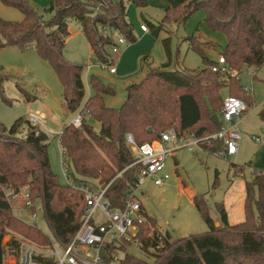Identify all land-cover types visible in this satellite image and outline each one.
Instances as JSON below:
<instances>
[{"label": "trees", "instance_id": "16d2710c", "mask_svg": "<svg viewBox=\"0 0 264 264\" xmlns=\"http://www.w3.org/2000/svg\"><path fill=\"white\" fill-rule=\"evenodd\" d=\"M165 1L168 6L162 24L178 20L184 24L196 12L205 10L208 27L227 37L220 55L230 69L241 74L248 68L260 69L264 65V0ZM0 2L24 16L22 21L0 18V50L7 46L22 51L34 49L57 74L63 86L65 108L71 114L81 112L84 116L81 128L66 125L59 139L62 155L68 162L67 178L76 185L97 189L108 186L106 196L114 209L125 207L126 194L141 171L140 165H133L136 158L127 143L128 134L137 144L157 141L170 131L179 136H208L222 126L220 121H213V116L219 117L223 107V89L242 100L250 98L239 78L212 71L217 61L210 58L194 35L186 40L201 56L205 68L171 70L172 51L165 40L167 61L159 67L149 66L139 83L129 85L120 108L107 107L104 96L115 94V89L104 87L98 76L91 75L89 94L85 66L64 56L69 23L78 21L97 60L113 67L118 57L112 53L115 36L136 42L129 8H146L148 0H51L44 9L48 19L27 0ZM148 24L158 37L163 26ZM104 27L109 31L103 33ZM4 79L0 71V90ZM19 89L25 99H31L24 89ZM88 116L100 128L89 124ZM48 148V134L26 119L17 120L10 128L0 123V264H7L8 250L18 255L19 240L3 243L11 231L40 246L49 247L54 242L67 246L81 226L86 208L84 195L73 185L60 183L52 170ZM222 148L220 141L204 145L207 153ZM236 172H243V168ZM24 187L30 191L32 201L43 206L54 240L37 224L13 214L4 191L13 188L19 192ZM246 188L244 222L230 225L223 204L218 202L215 209L223 227L216 229L205 196H195L193 202L209 227L207 233L172 241L159 231L155 218L144 214L146 220L139 226L136 238L105 246L104 264H111L119 252L123 253L122 264H264V172L255 170L246 181ZM134 241L154 262L128 253Z\"/></svg>", "mask_w": 264, "mask_h": 264}, {"label": "rangeland", "instance_id": "374dc122", "mask_svg": "<svg viewBox=\"0 0 264 264\" xmlns=\"http://www.w3.org/2000/svg\"><path fill=\"white\" fill-rule=\"evenodd\" d=\"M27 1L40 15L46 19L50 17L45 14L44 9L51 0ZM148 1L149 6L146 8L136 6L129 8L128 17L135 28L136 42H131L119 53L113 65L118 74H111L108 69L101 67V62L93 54L80 23L75 20L69 23L70 35L66 41L64 56L72 63L85 66L84 79L89 94L92 93L89 84L91 75L110 79V86L115 89V94L104 96L107 107L122 106L127 96V87L139 83L146 76L150 63L154 64L153 67H159L167 61L165 40L169 41L168 46L172 51L171 70L205 68L201 56L190 48L187 37L197 36L198 43L210 58L216 61L222 48L227 44V37L223 33L213 31L206 24L205 10H199L184 24H181L180 20L162 24L167 8L166 1ZM0 18L7 21H22L24 16L18 9L0 2ZM142 23L148 26V23L162 25L163 29L158 37L154 35L151 27L149 33L143 34L140 30ZM144 57L147 59L142 61ZM0 71L5 76L0 90V123L10 128L21 118L28 121L31 113L44 114L46 116L44 129L47 132L48 130L55 132L47 133L51 167L59 176L60 183L66 185L62 149L56 133L71 124L78 113L71 114L65 108L63 86L53 67L34 49L22 51L18 47L7 46L0 50ZM239 80L243 89L250 90L246 93L250 98L244 99L247 110L239 122L242 143L238 154L226 158L207 153L205 150L181 149L167 157L163 174H167L169 179L165 180L162 186L155 185L154 181L149 179L137 192V199L143 206L144 214L155 218L159 231L172 241L203 235L209 231L208 225L193 202L195 196H205L210 208H213L215 203H222L232 225L241 223L246 218V181L251 179L255 170L264 171V65L260 69H246L240 74ZM19 88L24 89L31 99H25ZM221 95L225 100L230 93L223 89ZM87 121L96 129L100 127V124L90 116L87 117ZM25 134L26 131L22 136ZM240 168H243V172L237 173ZM23 206L22 198L11 202L13 214L31 223ZM38 226L54 240L43 213L38 214ZM11 238L24 239L19 232L11 231L4 238V245L11 242ZM11 253L12 251H7L5 261L7 264H16V256ZM128 253L150 262L155 260L146 255L136 241L128 247ZM118 257L122 259L123 253L119 252Z\"/></svg>", "mask_w": 264, "mask_h": 264}, {"label": "built area", "instance_id": "2783aa9c", "mask_svg": "<svg viewBox=\"0 0 264 264\" xmlns=\"http://www.w3.org/2000/svg\"><path fill=\"white\" fill-rule=\"evenodd\" d=\"M102 32L109 31L108 27L102 28ZM142 32H148L146 24L140 26ZM116 45L112 48V53L119 55L121 50L130 45V41L121 35L115 36ZM101 67L108 69L114 74V67H107L101 63ZM90 69V66L88 67ZM212 71L232 78H239L240 74L229 68L225 57L218 58L216 65L212 66ZM88 74V71H87ZM245 93H249L248 88H244ZM247 106L241 98L231 96L224 100L223 107L218 117L222 123L221 129L208 136L198 137L195 134L179 136L175 132L162 134L157 141L137 144L131 134L126 136L127 143L132 150L136 160L133 165H140L141 171L138 174L135 185L126 194L125 207L114 209L110 200L106 196L107 187L97 189L92 185H76L67 178V184L73 185L83 193L86 208L82 217V223L72 242L61 245L54 242L52 246L44 247L37 245L30 240H19L18 255L16 264H104L106 255L105 246L112 243H119L121 240H132L136 238L139 226L145 222L143 206L137 199V192L149 179H152L157 186H162L165 180L169 179L167 174H163L167 157L175 154L181 149L189 151L204 150L206 142L220 141L222 149L215 152L218 156L226 158L238 154L242 143V133L239 130L240 118L246 112ZM31 126L39 128L45 133H55L52 130L44 129L46 126V116L42 113H31L29 116ZM84 116L79 112L72 121V125L81 128ZM54 135V134H53ZM59 139L62 132L56 133ZM259 141V139H256ZM62 166L67 177L68 162L63 157ZM7 200L13 202L23 199V208L28 212L31 219L30 224L38 225V214L43 213V206L32 201L31 193L27 187L16 192L13 188L5 189ZM111 264H122L120 257H115Z\"/></svg>", "mask_w": 264, "mask_h": 264}, {"label": "water", "instance_id": "95a60500", "mask_svg": "<svg viewBox=\"0 0 264 264\" xmlns=\"http://www.w3.org/2000/svg\"><path fill=\"white\" fill-rule=\"evenodd\" d=\"M98 79H99V81L102 83V85L104 87H109L110 86V79H108L106 77H103V76H99ZM213 121L216 122V123L219 121V118H218L217 115L213 116ZM210 213H211L212 219L214 221L215 228L216 229L222 228L223 224H222L221 219L218 216V214L215 213L212 209H210Z\"/></svg>", "mask_w": 264, "mask_h": 264}, {"label": "crops", "instance_id": "0c3cea01", "mask_svg": "<svg viewBox=\"0 0 264 264\" xmlns=\"http://www.w3.org/2000/svg\"><path fill=\"white\" fill-rule=\"evenodd\" d=\"M167 3V2H166ZM149 6V5H148ZM167 6H168V4H167ZM142 24H145V23H142ZM141 24V25H142ZM140 25V26H141ZM147 25V24H146ZM148 26V25H147ZM149 28V27H148ZM149 31H150V29H149ZM149 31L148 32H142L143 34H147V33H149ZM213 43V42H212ZM149 66H151V67H153L154 66V64L153 63H150L149 64ZM148 70V69H147ZM147 70H146V73H147ZM112 74V73H111ZM114 74H118V71L116 70V72L114 73ZM110 84H111V81H110ZM100 128V127H99ZM60 132H62V131H60ZM262 172H264V171H262ZM215 213H216V209H215V206L213 207V208H211ZM229 220V219H228ZM245 221V220H244ZM244 221H242V222H244ZM241 222V223H242ZM228 223L230 224V225H232L229 221H228ZM239 224V223H238ZM234 225H236V224H234ZM12 239V238H11ZM14 239V238H13Z\"/></svg>", "mask_w": 264, "mask_h": 264}]
</instances>
